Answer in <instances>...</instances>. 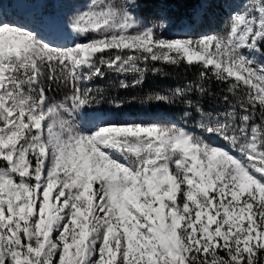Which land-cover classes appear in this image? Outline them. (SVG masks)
I'll list each match as a JSON object with an SVG mask.
<instances>
[{
  "label": "snow or ice",
  "instance_id": "6c2138e0",
  "mask_svg": "<svg viewBox=\"0 0 264 264\" xmlns=\"http://www.w3.org/2000/svg\"><path fill=\"white\" fill-rule=\"evenodd\" d=\"M0 264H264V0H0Z\"/></svg>",
  "mask_w": 264,
  "mask_h": 264
},
{
  "label": "trees",
  "instance_id": "16d2710c",
  "mask_svg": "<svg viewBox=\"0 0 264 264\" xmlns=\"http://www.w3.org/2000/svg\"><path fill=\"white\" fill-rule=\"evenodd\" d=\"M181 11L183 10L181 9ZM150 14H151L150 9H145L143 11V15H145L146 18ZM167 71L171 73V69H168ZM191 76H192V73L187 74L188 78H190ZM129 77H132V76L129 75L127 79H129ZM119 79H121V77L109 75L103 80H96L94 83H95V86L103 88L106 92V95L109 98L115 97L116 99H119V100L128 101L133 96L144 97L150 92L164 90L166 88L173 86L174 84L178 82H183V80L185 79V75L181 73L179 75L172 74L168 76H162V75L149 73L146 75V78L142 85H139L136 87H129L127 89L121 88L119 86ZM58 94L59 93H56L55 96ZM144 107L145 105L140 104L138 101H133L130 103H125L120 108L111 107L107 103H105L102 106H100L99 109L106 113L114 112L115 114L121 115V114H125L129 112V113L138 115L139 113L144 112L145 110ZM156 107L157 105H147V110L156 112ZM159 108H162L170 112L171 114H174L175 116H177L180 111L179 109L170 108L164 105H159ZM94 110H98V109H94Z\"/></svg>",
  "mask_w": 264,
  "mask_h": 264
},
{
  "label": "rangeland",
  "instance_id": "374dc122",
  "mask_svg": "<svg viewBox=\"0 0 264 264\" xmlns=\"http://www.w3.org/2000/svg\"><path fill=\"white\" fill-rule=\"evenodd\" d=\"M242 3H249L250 0H241ZM6 4L4 5V7ZM227 16V13L223 9H211L210 11V23H211V30L213 31H220L223 28L224 25V20L225 17ZM132 79V77H129V81ZM63 92H59L58 95H56L57 99H61L63 96ZM145 110L144 112L134 115L131 113H126V114H115L114 112H110L113 116H115L118 119H123V118H136V117H142V116H156V115H164V116H169V117H176L174 114H171L170 112L159 108V105L156 107V112H151L147 110V105H145Z\"/></svg>",
  "mask_w": 264,
  "mask_h": 264
},
{
  "label": "bare ground",
  "instance_id": "6f19581e",
  "mask_svg": "<svg viewBox=\"0 0 264 264\" xmlns=\"http://www.w3.org/2000/svg\"><path fill=\"white\" fill-rule=\"evenodd\" d=\"M9 7H10V5L6 4L5 8H9Z\"/></svg>",
  "mask_w": 264,
  "mask_h": 264
}]
</instances>
